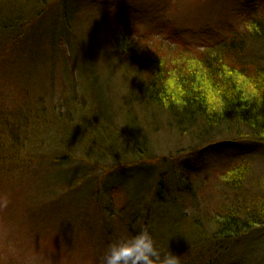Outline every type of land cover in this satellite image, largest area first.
Wrapping results in <instances>:
<instances>
[{
    "label": "rangeland",
    "instance_id": "374dc122",
    "mask_svg": "<svg viewBox=\"0 0 264 264\" xmlns=\"http://www.w3.org/2000/svg\"><path fill=\"white\" fill-rule=\"evenodd\" d=\"M17 1L0 0V13L12 3L16 8L24 5L26 17L34 13L36 0ZM263 8L264 0H67L65 6L48 8L18 44L1 46L0 103L8 110L22 95L32 105L40 97L43 107L36 111L46 114L38 141L44 155L40 157L47 161L27 167V172L0 167V197L9 200L0 208V264H97L110 242L130 236L124 228L136 205L135 210L143 207V215L133 224L135 232L147 227L158 247L183 264L185 256L192 255L190 235L173 225L168 209H158L151 200L156 186L151 176L101 173L104 169L91 162L96 151L89 142L99 139L128 149L125 142L136 132L154 156H174L173 163L148 172L161 183L174 180L183 188L189 180L198 185L203 177L243 160L254 164L257 176L263 174L264 146L241 145L204 156L159 123L157 115L134 105L129 109L125 99L134 73L112 50L109 33L121 21L139 38H180L204 48L240 26L241 16L260 14ZM94 100L106 121L91 118ZM53 105L64 108L57 107L61 114L52 111ZM74 132L76 141H69ZM25 148L30 151L31 145ZM81 177L84 182L77 185ZM139 196L143 200L137 204ZM251 235L228 246L222 243L226 251L220 249L228 252L219 264H264V230Z\"/></svg>",
    "mask_w": 264,
    "mask_h": 264
},
{
    "label": "trees",
    "instance_id": "16d2710c",
    "mask_svg": "<svg viewBox=\"0 0 264 264\" xmlns=\"http://www.w3.org/2000/svg\"><path fill=\"white\" fill-rule=\"evenodd\" d=\"M23 1L17 2L20 5ZM66 3L67 0H36L34 15L29 17L23 11L27 10L24 5L16 8L12 3L11 8L5 9L8 11L0 13V47L18 44L48 8ZM239 21L240 26L232 27L226 37L204 48L187 44L178 37L177 40L159 36L139 38L133 28L116 21L109 33L110 46L134 73L125 105L157 115L159 123L167 124L180 139L189 143V149L199 150L204 156L223 148L264 146V8L260 14L241 16ZM169 73L183 92L181 105L169 99L165 106L162 100L161 80ZM39 98L32 105L22 95L19 104L12 103V109L8 110H3L5 106L0 103L2 169L27 172V167L47 161L40 157L44 155L38 136L46 110L36 111L43 107ZM93 103L96 112L91 118L98 123L106 121L100 117L98 101ZM29 105L33 107L28 109ZM57 107L61 106L53 105L52 111L61 114ZM31 130L33 138L29 137ZM75 134L68 140L76 141ZM130 135V141L125 142L128 149L113 143L103 144L99 139L89 142L96 151L91 162L106 174L127 172L138 173L140 178L147 177V173L151 176V182L156 183L150 192L151 200L158 209H168L169 216L174 218L173 225L183 227L190 235L189 253L196 257L185 256L183 264H193L192 261L219 264L228 252L224 253L225 244L228 246L239 238L264 230V173L257 176L252 162L243 160L226 165L215 174L203 177L198 185L192 180L184 188L174 180L167 181L170 183L167 185L148 170L173 163L174 156H154L136 132ZM28 143L30 151L25 148ZM61 162L62 159L56 163ZM79 181L82 183L83 177ZM177 181L182 182V178ZM142 200L139 196L136 203ZM136 207L124 228L129 235L137 233L133 224L143 215L140 213L143 207L135 210ZM208 244L214 250L205 248Z\"/></svg>",
    "mask_w": 264,
    "mask_h": 264
},
{
    "label": "clouds",
    "instance_id": "9594fccd",
    "mask_svg": "<svg viewBox=\"0 0 264 264\" xmlns=\"http://www.w3.org/2000/svg\"><path fill=\"white\" fill-rule=\"evenodd\" d=\"M161 86L165 106L169 99L176 105L183 103L181 99L183 92L171 73L161 80ZM8 204L6 196L0 197V208H6ZM97 264H181V262L179 257L169 250L162 251L149 229L142 227L135 235L120 237L110 242L98 257Z\"/></svg>",
    "mask_w": 264,
    "mask_h": 264
}]
</instances>
